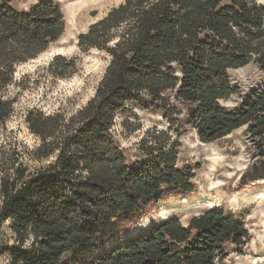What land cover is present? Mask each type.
Returning <instances> with one entry per match:
<instances>
[{"label":"trees","instance_id":"16d2710c","mask_svg":"<svg viewBox=\"0 0 264 264\" xmlns=\"http://www.w3.org/2000/svg\"><path fill=\"white\" fill-rule=\"evenodd\" d=\"M15 1L0 0V89L15 65L45 52L65 26L51 0L26 11L14 9ZM77 47L109 57L95 95L68 120L30 119L40 157L54 154L53 162L34 173L12 165L0 178V222L9 220L17 237L12 264H216L244 255L249 231L222 207L185 223L167 217L138 228L157 208L194 192V168L179 164L168 131L142 139L139 156L128 161L111 127L116 112L133 103L160 112L169 130L191 128L200 143L244 126L262 142L264 3L125 0L89 26ZM250 63L262 81L225 108L221 103L239 94L228 71ZM70 64L52 60L63 69ZM9 108L0 100V122Z\"/></svg>","mask_w":264,"mask_h":264},{"label":"rangeland","instance_id":"374dc122","mask_svg":"<svg viewBox=\"0 0 264 264\" xmlns=\"http://www.w3.org/2000/svg\"><path fill=\"white\" fill-rule=\"evenodd\" d=\"M39 1L43 0H16L12 6L26 11ZM51 1L59 5L64 18L61 37L33 60L15 65L10 82L0 89V100L8 102L10 107L7 117L0 122V178L12 165L23 164L34 173L53 162L54 154L40 157L42 153L37 150L42 141L31 131L29 121L38 115L46 118L54 114L68 120L92 99L109 57L104 51L80 50L78 37L125 0H90L83 5H80L82 0ZM55 56L71 64L66 69L56 67L52 65ZM228 74L239 94L221 103L227 109L234 108L243 94L263 78L253 63L229 70ZM182 118L186 120L184 112ZM155 131H168L170 142L178 144L179 164L194 168L195 190L189 197L182 198L185 200L172 199L157 208L137 227L167 217L185 223L206 210L222 207L243 218L250 241L244 255H232L224 263L216 264H264V140L260 142L252 137L244 126L211 144L200 143L191 128L169 130L160 112L133 103L116 112L111 127L112 137L128 161L139 156L140 141ZM257 178L260 179L256 181ZM16 241L10 221L0 222V264H12L11 247L17 245Z\"/></svg>","mask_w":264,"mask_h":264},{"label":"bare ground","instance_id":"6f19581e","mask_svg":"<svg viewBox=\"0 0 264 264\" xmlns=\"http://www.w3.org/2000/svg\"><path fill=\"white\" fill-rule=\"evenodd\" d=\"M94 1V0H93ZM78 2V0H77ZM90 2V0H82L80 5H83V4H88ZM76 3V2H75ZM80 8V7H79ZM182 200H185V199H182Z\"/></svg>","mask_w":264,"mask_h":264}]
</instances>
